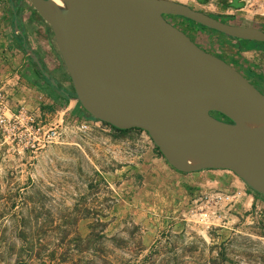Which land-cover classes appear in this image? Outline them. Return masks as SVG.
I'll return each mask as SVG.
<instances>
[{"label": "rangeland", "instance_id": "374dc122", "mask_svg": "<svg viewBox=\"0 0 264 264\" xmlns=\"http://www.w3.org/2000/svg\"><path fill=\"white\" fill-rule=\"evenodd\" d=\"M179 1L227 21L264 27V0ZM1 5L6 8L5 1ZM2 16L6 49L3 54L0 47V68L7 75L16 69L13 46L18 54L24 51L12 35L9 10ZM164 16L199 46L236 65L233 37L177 14ZM23 56L22 73L35 75ZM56 78L71 88L65 74ZM34 84L22 81L17 96L33 102ZM54 102L71 114L84 113L78 102ZM46 105L40 107L50 110ZM10 191L29 195L28 207L46 210L53 239L60 235L56 224L74 221L80 236L92 225L90 237L99 242L74 253L75 264H142L146 255L144 264H207L218 252L225 255L222 264H264V197L226 168L175 169L137 127L117 129L98 119L85 130L66 128L31 155L0 149V192Z\"/></svg>", "mask_w": 264, "mask_h": 264}, {"label": "water", "instance_id": "95a60500", "mask_svg": "<svg viewBox=\"0 0 264 264\" xmlns=\"http://www.w3.org/2000/svg\"><path fill=\"white\" fill-rule=\"evenodd\" d=\"M27 1L51 31L81 116L140 128L175 169L226 168L264 197V92L164 14L261 42L264 27L179 0ZM11 8L21 49L66 94L27 44Z\"/></svg>", "mask_w": 264, "mask_h": 264}, {"label": "trees", "instance_id": "16d2710c", "mask_svg": "<svg viewBox=\"0 0 264 264\" xmlns=\"http://www.w3.org/2000/svg\"><path fill=\"white\" fill-rule=\"evenodd\" d=\"M9 1L10 5L8 10L11 17V6H13V9L18 16L19 10L22 8V1L20 3H18V0ZM17 22L18 27L23 31V34L25 36L24 29L18 17ZM12 35L13 37H16L20 46L19 34L12 30ZM236 39H238L243 44H252L259 47L264 46V42L261 41L246 40L241 38ZM26 42L28 44L27 40ZM27 58L32 65L35 75L42 79L44 85L38 83L35 80H33V83H35L40 89H42V91L52 99L54 104V101H56L57 99H60V101L64 103L63 101L66 100L69 96H73L72 88L67 89L66 87H63L66 90V94H62L55 86H53L45 79V77L41 74V72L38 70V68L35 66L34 62L29 58L28 55ZM41 63L45 67V69H47L42 60ZM239 70L257 88L264 92V78L262 77L260 72H254L252 69L241 67H239ZM64 74L66 75L65 71ZM56 81L59 85H61L57 78ZM46 106H48L49 108L53 107V105L51 104H47ZM154 148L159 153V155H161L155 145ZM26 197L30 199L29 195ZM26 197L23 195H19L17 191H10L5 193L0 192V264H75V258L73 257L74 253L89 248L92 249L96 246L95 244L99 242V240H97L96 238L90 237L92 232V225L87 235L80 236L75 231L73 225L74 221L69 222V224L65 223L61 227L59 226V224H56V230H58L60 235H57L54 240L52 238V235L48 232L49 228L52 229L54 227L50 222L51 218H49L45 213L46 210L36 209L30 206L28 207V199ZM44 214L45 216H43ZM102 235L103 234H99L98 237ZM218 253H220V255L208 258L206 263L222 264L223 260H225V255L221 252ZM146 259H148V255L144 256L142 264H144Z\"/></svg>", "mask_w": 264, "mask_h": 264}, {"label": "built area", "instance_id": "2783aa9c", "mask_svg": "<svg viewBox=\"0 0 264 264\" xmlns=\"http://www.w3.org/2000/svg\"><path fill=\"white\" fill-rule=\"evenodd\" d=\"M6 75L0 68V149L18 155L34 154L58 139L66 128L85 130L98 119L67 112L68 106L44 110L40 104L54 105L38 87L36 98L17 96L22 81L30 82L14 70ZM18 82H20L18 84ZM27 94V93H26ZM70 113V114H69Z\"/></svg>", "mask_w": 264, "mask_h": 264}, {"label": "crops", "instance_id": "0c3cea01", "mask_svg": "<svg viewBox=\"0 0 264 264\" xmlns=\"http://www.w3.org/2000/svg\"><path fill=\"white\" fill-rule=\"evenodd\" d=\"M4 1L6 8L4 9V7L1 5L0 8L1 16L4 14V10L9 9V5H10L9 0H0V3H4ZM21 1H22V8L19 10L18 18L20 19V21L24 22L23 29L26 38L30 40L29 43L30 47L38 53L44 65L51 73H53L55 76L56 74L64 75L63 65L60 62L58 53L53 44L51 31L49 27L41 20L38 14L32 9V7L29 5L27 0H21ZM233 43L235 46V51L236 53H238L239 56V59H235L236 65L234 66L236 67L238 66L237 67L238 69L239 67L246 69L249 68L252 69L254 72H260V74L264 78V46L259 47L252 44L250 45L243 44L236 38H233ZM0 47L2 48L1 52H3L4 54L5 52L4 50L6 49V47L3 45L1 41H0ZM12 49L14 50L13 56L16 58L15 70L23 78L29 81L31 80L33 81L34 80L33 76L35 75L30 73L25 75L22 73L23 72L22 68L27 65L26 62L24 63L25 60V57L23 56L25 55L24 52L22 54H18V52H16L17 49L15 46H13ZM225 60L227 61V59ZM63 102L64 103L66 102L67 105L77 103V101L74 100L72 97H68Z\"/></svg>", "mask_w": 264, "mask_h": 264}, {"label": "flooded vegetation", "instance_id": "af4514ba", "mask_svg": "<svg viewBox=\"0 0 264 264\" xmlns=\"http://www.w3.org/2000/svg\"><path fill=\"white\" fill-rule=\"evenodd\" d=\"M18 17V16H17ZM25 54V53H24ZM223 58V57H222ZM39 83V82H38ZM36 85V84H35ZM37 86V85H36ZM38 87V86H37ZM39 88V87H38ZM40 89V88H39ZM216 115V114H215Z\"/></svg>", "mask_w": 264, "mask_h": 264}]
</instances>
